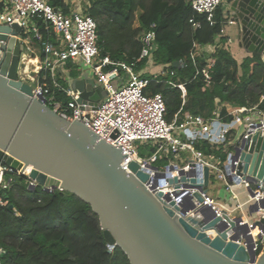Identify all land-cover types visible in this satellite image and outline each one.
I'll return each mask as SVG.
<instances>
[{"label":"water","instance_id":"1","mask_svg":"<svg viewBox=\"0 0 264 264\" xmlns=\"http://www.w3.org/2000/svg\"><path fill=\"white\" fill-rule=\"evenodd\" d=\"M228 11L239 44L264 58V0H232ZM21 31L18 23L0 24L7 41L0 60V162L15 169L33 165L30 175L46 191L67 190L91 204L106 242L120 246L131 264H264V252L257 256L251 237H246L247 246L236 242L237 236L228 237L227 221L234 228L233 220L194 202L204 201L200 192L210 183L208 166L204 178H189L182 168L179 176L162 173L174 189L198 188L179 202L162 190L154 194L144 184L149 173L137 161L125 164L123 148L99 139L80 120L66 118L35 95L33 85L19 76L25 52ZM100 88L92 78L75 81L82 108L98 106ZM253 131L241 133L234 158L240 161L239 171L264 188V130Z\"/></svg>","mask_w":264,"mask_h":264},{"label":"built area","instance_id":"2","mask_svg":"<svg viewBox=\"0 0 264 264\" xmlns=\"http://www.w3.org/2000/svg\"><path fill=\"white\" fill-rule=\"evenodd\" d=\"M93 1L63 0L69 7V12H65L61 6L52 4V0H0V24L21 25L20 37L25 52L34 56L36 49L32 40L40 44L39 57L36 56L39 68L35 72L34 80L22 79L19 72L20 78L34 83L35 95L43 96L45 102L59 114L70 120H80L95 131L99 139L114 147L123 148L125 164L137 161L141 168L149 173L150 178L144 184L154 194L162 190L179 202L184 194L193 193L198 188L181 185L179 189H174L162 173L179 176V170L182 168L188 172L189 178L191 176L204 178L203 168L208 166L210 180L216 175L223 181L227 198L223 200L215 198L210 195L207 187L206 191L200 192L204 199L203 203L196 199L194 202L197 206L208 205L211 207L210 211L217 215L226 214L236 223L232 228L227 221L228 237L237 236L236 242L245 246L246 237H251L259 256L264 252V223L261 225L257 223L264 219V188L257 180H251L246 173L239 171L240 161L234 156L236 142L242 132L251 127L253 132L264 130V111L257 105L226 107L228 116H231L228 120L220 115V107L209 116L192 112L183 114L181 108L174 114L172 121H168L163 95L147 93L145 90L154 78L176 75V70L170 64H157L154 60L155 30L146 31L141 38L143 46L140 57L146 59V63L139 69L136 61L115 60L108 54L102 56L98 44V23L89 12ZM187 1L196 12L207 14L211 20L215 10L229 0ZM40 22H43L51 33L53 32V40L44 39L39 28ZM194 25L198 26V23ZM1 34L2 32L0 60L4 58L6 52L4 46L7 44V41L1 38ZM25 52L22 62L26 57ZM196 55V51L191 54L193 59ZM69 63L78 68H81V65L89 66L97 75V83L106 89V97L101 99L96 108H82L78 102L79 91L64 84L70 69ZM156 66L160 69L153 72ZM42 71L44 74L40 76ZM204 72L207 73V70ZM47 74L51 77L52 86L47 81ZM114 81L117 82L116 86L113 84ZM169 83L181 88L184 105L186 90L183 84L172 81ZM57 92H64L69 99L67 101L59 99ZM242 120L244 125L239 132ZM247 136L248 134L245 135ZM138 141L150 143L155 150L148 156L141 155L136 145ZM202 143L215 149L227 148V151L223 149L225 158L222 160L214 152L206 153L198 148ZM164 158L168 161L161 165L156 163ZM151 164L157 168L151 167ZM192 164H196L194 167L196 172L189 175ZM33 169V165L15 169L5 162H0V189H10L13 177L22 175L26 178L28 188L41 186L30 175ZM155 180L158 181L157 184ZM238 188L245 190L246 198H243ZM0 202L8 203L2 199ZM252 205H256L257 209L250 211ZM209 214L210 212L207 215ZM107 246L108 250L112 251L117 245L107 243ZM2 251L0 247V252Z\"/></svg>","mask_w":264,"mask_h":264},{"label":"trees","instance_id":"3","mask_svg":"<svg viewBox=\"0 0 264 264\" xmlns=\"http://www.w3.org/2000/svg\"><path fill=\"white\" fill-rule=\"evenodd\" d=\"M52 4L69 12L63 0H52ZM89 12L98 23L101 55L136 61L137 69L146 63L140 57L141 38L146 31L155 30L154 60L170 64L176 75L154 78L145 90L163 95L168 121L181 108L183 114L209 116L217 107L229 120L226 103L257 105L264 111V60L260 54L252 53L239 63L228 49L218 46L212 63L205 55L191 56L197 46L215 44L221 35L226 23L221 6L211 20L207 14L196 12L187 0H94ZM39 28L44 39L53 40V32L43 22ZM176 61L180 67L174 65ZM47 81L52 86L49 74ZM169 81L185 87L184 105L181 88ZM57 96L63 101L69 99L64 92H57ZM198 148L214 152L221 159L227 151L206 143ZM167 161L164 158L156 163ZM25 179L23 175L14 176L12 187L6 194L0 193V199L8 201L0 202V264H131L120 246L108 250L99 215L91 204L67 190L48 192L42 186L30 189Z\"/></svg>","mask_w":264,"mask_h":264},{"label":"crops","instance_id":"4","mask_svg":"<svg viewBox=\"0 0 264 264\" xmlns=\"http://www.w3.org/2000/svg\"><path fill=\"white\" fill-rule=\"evenodd\" d=\"M232 0H229L227 3H225L224 8V16L226 17V23L223 27L221 35L217 37L215 44L205 45V46H197L196 53L197 55H205L208 62H213L214 58L212 57V54L215 52L216 48L218 46H223L224 48L228 49L230 53L233 55V57L240 63L242 62L243 58L252 54L248 52L243 46L239 44L238 40V34H237V27L234 23L231 22L229 17V3ZM34 56L39 57V51L36 50V53ZM262 59L263 55H261ZM69 73L67 76V80H64V84L66 86H70L74 88L75 81L83 76L84 71L81 70V68H76V66L73 63H69ZM226 107H232L230 104H225ZM215 110V109H214ZM213 110V111H214ZM212 111V113H213ZM240 194L243 196V198H246L247 194L245 190L240 189ZM215 197V196H214ZM219 199V197H215Z\"/></svg>","mask_w":264,"mask_h":264},{"label":"rangeland","instance_id":"5","mask_svg":"<svg viewBox=\"0 0 264 264\" xmlns=\"http://www.w3.org/2000/svg\"><path fill=\"white\" fill-rule=\"evenodd\" d=\"M224 6H225V3H223V5L221 7L224 9L225 8ZM32 44L36 50H38V51L40 50V44L38 42H35L34 40H32ZM25 53H26V56H30V54L28 52H25ZM76 68H78V67L76 66ZM158 69H160V67L156 66V68H154L152 71L157 72ZM81 70L84 71V73H83L84 78H88V79L92 78L95 80V82H97V75L94 72V70L89 68V66L81 65ZM35 72L36 71H33V70L30 71V73L32 75H35ZM21 75L25 76V74H22V73H21ZM113 84L116 86L117 82L114 81ZM100 91L102 94V99L105 98L107 95V91L103 85H101ZM243 125H244V122L242 120L239 132L241 131ZM235 130H237V127L235 128ZM136 145H137L139 151L142 153L143 156H148L153 152L151 145L148 142L142 143V142L138 141L136 143ZM208 188H209L210 195L215 196V197H219V199H222V200L227 198L226 197L227 192L225 190V185L223 184V181L218 176H216V175L212 176ZM238 190L240 191V188H238Z\"/></svg>","mask_w":264,"mask_h":264},{"label":"bare ground","instance_id":"6","mask_svg":"<svg viewBox=\"0 0 264 264\" xmlns=\"http://www.w3.org/2000/svg\"><path fill=\"white\" fill-rule=\"evenodd\" d=\"M39 68V61L38 57L36 56H26L21 64L20 72L22 74H25V76H22V79L24 80H34L35 75H32L30 73L31 70L37 71ZM34 83H32L33 85ZM256 232V231H254Z\"/></svg>","mask_w":264,"mask_h":264}]
</instances>
